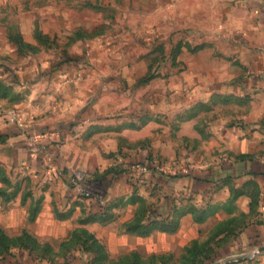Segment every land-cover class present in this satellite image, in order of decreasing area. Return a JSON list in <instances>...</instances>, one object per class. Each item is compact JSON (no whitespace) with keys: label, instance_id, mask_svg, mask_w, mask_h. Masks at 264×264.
I'll return each instance as SVG.
<instances>
[{"label":"crops","instance_id":"1","mask_svg":"<svg viewBox=\"0 0 264 264\" xmlns=\"http://www.w3.org/2000/svg\"><path fill=\"white\" fill-rule=\"evenodd\" d=\"M156 9L166 15L122 28L136 51L86 70L79 57L38 64L0 35V165L12 181L0 224L28 221L4 233L35 241L0 264H264V0ZM15 108L23 120L7 119ZM157 157L190 163L146 178L107 168ZM73 167L106 181L104 200L78 194ZM150 210L176 226L143 232Z\"/></svg>","mask_w":264,"mask_h":264},{"label":"rangeland","instance_id":"2","mask_svg":"<svg viewBox=\"0 0 264 264\" xmlns=\"http://www.w3.org/2000/svg\"><path fill=\"white\" fill-rule=\"evenodd\" d=\"M159 0H0V25L6 28V31H0V35L17 36L22 32L20 30L23 25L25 36L31 38L32 42L25 45L20 53L29 54L31 59L36 60L38 64L44 59H53L60 57L64 61L70 60L72 57L86 58L88 61L80 62L79 70H86L88 66L96 61L110 60L115 56L118 59V54L124 55L128 51H136L133 42L124 43L119 38L124 26H134L141 22H155L163 15H166L165 10H157L156 6ZM3 8V9H2ZM155 8V9H154ZM162 12V13H161ZM21 36V35H20ZM121 39V41H120ZM158 53L162 56L170 53V48H158ZM11 52H13L11 50ZM12 54V53H11ZM14 54V52H13ZM23 54V53H22ZM17 58V57H16ZM15 58V59H16ZM21 56L15 62L21 63ZM91 58V61H90ZM97 58V59H96ZM20 59V60H19ZM6 58L0 57V69ZM92 62V63H91ZM117 65V64H116ZM153 63L149 65L147 74L143 75L142 81H147L152 73ZM158 67L166 64L162 62L157 64ZM178 65V64H176ZM180 65V64H179ZM116 67V66H115ZM157 68L155 65L154 70ZM118 69V67L116 68ZM67 76L63 78V82L67 81ZM140 79L137 80L139 83ZM133 89L135 82L130 85ZM203 104L195 103L190 109L198 112ZM22 118L24 119V111L21 110ZM10 111L7 112V119H10ZM163 120V118H160ZM167 160L157 157L152 162L159 163L162 168L178 169L187 168L186 160ZM134 167L138 174L143 170L142 165H125L122 161H112L107 168L118 167ZM80 168L73 167L72 169ZM86 173V179L83 181L85 189H90L89 196L79 195L84 197H92L98 200H104V189L106 181L97 176L88 174L84 168H81ZM0 178L4 183L0 187V195L5 199L12 189L11 179L8 180V175L4 171V167L0 165ZM71 172V170H70ZM137 177V175H135ZM135 177V178H136ZM16 184V183H15ZM13 197V196H12ZM11 198V197H10ZM8 198V199H10ZM0 217L3 219L4 212L0 206ZM22 225L24 228L30 229L28 221L22 223L10 224V229L3 227L0 224L3 232L16 234L20 231ZM5 230V231H4ZM6 234V233H5ZM14 244L10 246V250L14 249ZM3 250H0L2 252Z\"/></svg>","mask_w":264,"mask_h":264},{"label":"trees","instance_id":"3","mask_svg":"<svg viewBox=\"0 0 264 264\" xmlns=\"http://www.w3.org/2000/svg\"><path fill=\"white\" fill-rule=\"evenodd\" d=\"M10 39L14 40L17 42L18 44V48L20 49H23V47L25 45H28L26 42H24L22 40V37L20 35H17V36H10ZM4 93V92H3ZM134 165H142L146 168L145 171L141 172L140 175L143 176V178H146V172L148 170H156V169H159L156 167V163L155 162H152L150 160H138L136 162H133ZM161 171V170H160ZM188 173V172H187ZM177 173H173V174H169L170 176H175ZM148 220L149 222L142 226L143 228V232H146L149 230V228L151 227L152 224L154 223H157L159 225H161L162 227H165V228H168V229H173L176 224L174 223L175 221H173V218H171L169 216V214L163 216L162 218L158 219L156 218V215L158 214L157 212L155 211H149L148 212ZM31 242L33 244H35V241L32 240V239H29V238H24L22 237V235H18L16 237H9L7 234H5L3 232V230L0 228V250H3L2 252H0V255L4 254V253H7L8 250H10V246L12 244H14L15 246H28L29 243L28 242ZM32 244V245H33Z\"/></svg>","mask_w":264,"mask_h":264},{"label":"built area","instance_id":"4","mask_svg":"<svg viewBox=\"0 0 264 264\" xmlns=\"http://www.w3.org/2000/svg\"><path fill=\"white\" fill-rule=\"evenodd\" d=\"M10 119L11 121H21L22 113L19 109L15 108L10 111ZM142 171H145L146 168L144 166ZM156 167L159 169H162V166L159 165V163H156ZM62 169L58 168L57 172H61ZM86 179V173L81 168H75L71 169L69 180L72 183L73 187L76 189L77 192H79L82 195L89 196L91 193L90 189H85L83 186V181ZM258 250H255L254 252H257ZM255 254V253H254Z\"/></svg>","mask_w":264,"mask_h":264},{"label":"water","instance_id":"5","mask_svg":"<svg viewBox=\"0 0 264 264\" xmlns=\"http://www.w3.org/2000/svg\"><path fill=\"white\" fill-rule=\"evenodd\" d=\"M263 248H264V246L260 247L259 249H263Z\"/></svg>","mask_w":264,"mask_h":264}]
</instances>
